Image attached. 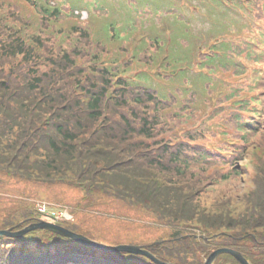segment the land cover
Listing matches in <instances>:
<instances>
[{"label": "trees", "instance_id": "trees-1", "mask_svg": "<svg viewBox=\"0 0 264 264\" xmlns=\"http://www.w3.org/2000/svg\"><path fill=\"white\" fill-rule=\"evenodd\" d=\"M25 1L35 6L37 22L24 20L14 4L0 14V174L68 181L88 195L148 210L161 224L199 230L207 237L220 232L245 237L241 242L227 236L205 242L183 239L186 232L177 230L175 241L149 248L163 261L203 264L218 243L237 247L251 264H264V153L247 186L207 203L209 187L230 186L243 174L235 168V176H219L206 184L202 172L210 154L192 144L197 132L186 137L188 142L171 132L168 117L176 119L181 109L170 111L172 104L155 89L126 77L129 63L122 69L103 65L106 45L94 41L88 29L70 22L65 31L57 29L61 17L68 20L69 15L46 0ZM33 27L38 31L29 34ZM113 37L108 43L116 41ZM108 93L114 94L109 98ZM241 102L239 110L253 115L236 125L244 146L256 147L252 140L259 136L260 149L264 93ZM189 118L185 115L183 121ZM18 222V216L7 219L1 228ZM99 254L42 230L0 238V264H155L142 256ZM214 264L238 263L222 255Z\"/></svg>", "mask_w": 264, "mask_h": 264}, {"label": "rangeland", "instance_id": "rangeland-1", "mask_svg": "<svg viewBox=\"0 0 264 264\" xmlns=\"http://www.w3.org/2000/svg\"><path fill=\"white\" fill-rule=\"evenodd\" d=\"M57 2L60 7L66 9L87 11L91 19L98 23L104 38L111 39L114 36L116 41L105 46L107 54L101 59L103 65L122 69V66L129 63L126 66V77H131L136 84L156 89L159 95L164 96L172 104L170 111L174 108L181 109L182 118L180 113L176 119L168 117V122L173 125L171 132L177 134L181 141L186 140L190 133L197 132L194 143L203 149H209L217 162L215 169L207 171V175L213 176L206 177V184L223 174L235 176V168L239 172L243 169L245 174L249 171L253 174L258 153L251 152L255 147H250V144L244 146L246 143L240 140L236 126L252 118L248 111L237 108V102L258 98L264 93V54L259 60L261 64L249 61L251 65L248 67L249 73L257 74V82L249 78L237 79L230 73L219 72L216 75L214 91L204 88L212 83L211 72L217 64L233 63V59L229 60L227 56L231 40L240 35H248L254 39L257 37V43L263 41L264 30L257 32L256 36L253 31L243 30V27L235 24L239 20L241 10L235 5L239 0H57ZM63 14L70 16L74 13L63 11ZM61 20L63 24H57L56 28L65 31L70 27V23L63 16ZM34 29L35 27L29 34L38 31V27L36 31H33ZM143 29L147 31L143 33ZM90 33L94 41L104 44L105 41L99 32ZM245 42L254 44L250 39H246ZM99 49L102 50L101 46ZM248 52L254 55L250 50ZM158 54H163L165 58L161 64L158 63L161 60L157 57ZM197 55L202 58V70H199V74L196 71L192 72ZM140 73L147 74L148 80L138 83L139 78L136 75ZM154 74L164 75L173 81L156 78ZM181 85L183 87H180ZM189 85L192 89L185 93ZM249 87L253 89L249 91ZM177 92L185 96L180 98L176 95ZM232 92L235 94L229 97ZM171 94L175 95L174 102L170 99ZM262 108L261 104L257 110L260 111ZM249 110L253 108L250 107ZM188 114L190 118L184 122V116ZM257 138L258 140L252 141L259 144L261 139L259 136ZM231 145L237 149L252 148L244 163L235 161L236 157H231ZM260 146L262 144H259ZM209 160L210 164H214L211 159ZM242 180L236 177L230 183V187H225L224 183L217 187H209L207 203L219 194H229L235 189L240 192L244 187L240 185L243 183ZM244 180L246 182L248 178ZM76 186L59 179L51 182L36 181L0 174V225L7 219L22 217L23 212L32 213L37 204L44 202L71 208L76 226L74 230L107 246H145L159 239L169 238L171 230L153 222L148 210L131 207L101 194L87 196ZM188 230L195 231L183 228L181 232L188 234ZM218 247L221 246L215 243L211 248ZM204 261L203 259V263Z\"/></svg>", "mask_w": 264, "mask_h": 264}, {"label": "water", "instance_id": "water-1", "mask_svg": "<svg viewBox=\"0 0 264 264\" xmlns=\"http://www.w3.org/2000/svg\"><path fill=\"white\" fill-rule=\"evenodd\" d=\"M35 230H47V231L56 233L62 237H65V238H67L73 242L82 244V245L87 246V247L96 248V249L104 251V252H108V253L127 252V253H131V254L146 256L147 258H149L150 260H152L156 264H171V263H163V262L157 260L149 252L145 251L144 248H142V247H135V246L109 247V246H103V245L97 244L95 242H92L89 239H87L81 235L72 233V232H70L64 228H61L59 226H56V225H53L50 223H46V222H38L36 224H31L27 227H24L21 230L15 231V232H12L13 228H10L8 230H0V236L18 238V237H21V236H23L29 232L35 231ZM222 254L231 255L240 264H249L239 252L231 250V249H226V248L218 249V250L214 251L213 253H211L204 264H212V262L215 260V258L218 257L219 255H222Z\"/></svg>", "mask_w": 264, "mask_h": 264}, {"label": "bare ground", "instance_id": "bare-ground-1", "mask_svg": "<svg viewBox=\"0 0 264 264\" xmlns=\"http://www.w3.org/2000/svg\"><path fill=\"white\" fill-rule=\"evenodd\" d=\"M87 252H89V251H87ZM98 256H102V257H103V256H105V255H104V254H99Z\"/></svg>", "mask_w": 264, "mask_h": 264}]
</instances>
